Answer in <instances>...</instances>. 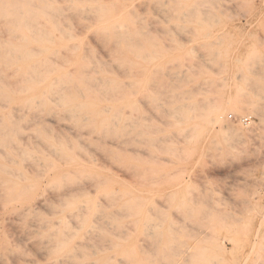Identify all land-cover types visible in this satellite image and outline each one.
<instances>
[{"label":"rangeland","instance_id":"1","mask_svg":"<svg viewBox=\"0 0 264 264\" xmlns=\"http://www.w3.org/2000/svg\"><path fill=\"white\" fill-rule=\"evenodd\" d=\"M54 1L62 43L98 60L92 93L0 99V264H264V0ZM107 2L138 31L125 67Z\"/></svg>","mask_w":264,"mask_h":264},{"label":"bare ground","instance_id":"2","mask_svg":"<svg viewBox=\"0 0 264 264\" xmlns=\"http://www.w3.org/2000/svg\"><path fill=\"white\" fill-rule=\"evenodd\" d=\"M122 7H124V5H122ZM92 8L94 10L96 18L101 24V27L99 28L97 27L98 31L97 30L96 31L102 37V39L104 38V39H108L112 41L114 43V47L117 48L119 53L121 54L123 53V55L119 58V61H120L119 63H121V65L123 66L124 65L127 66L129 63V59H130L129 55L131 54V49L134 48L133 46L134 42L131 40L134 38V36L137 35V32H138L135 29V21H134V18L132 17L133 14L130 15L131 17L129 15L119 16L118 14L121 13L120 10L118 13L117 8L111 2L96 4V5H93ZM71 9H73V7H71ZM60 15H61V9L57 7V4L55 3L54 0H50L49 2L48 0H0V22H3L6 25V26L5 25L3 26L4 32H6L8 35L16 34L18 35L19 39L22 38V40L20 41H18L19 39L15 41L9 38H7L6 40H0V71L1 72L5 71L7 68L8 70L9 68H12L13 70L10 75L3 74L1 77V83L3 86H5L1 88V85H0V99L1 100L8 102V100L13 99L15 95L22 94V95L27 96L26 103L31 102L34 98L39 99V101L41 102L43 99H47L49 96H51L50 95L51 93L53 94V92H55V93L61 94L58 100H60V102L62 100L64 101L62 103H65V102L71 101L69 99L75 100L77 95L83 96V97L91 96V94L89 93H92V92L84 88L87 84L89 83L91 84V81L88 78L87 70L91 67L92 64L98 63V60H96L93 55H90V56L81 55V53H79L78 51L79 49L76 48V46L74 47L71 45L70 46L64 45L62 43V36H64L66 33L63 30V28L60 26V24H57L56 22V17ZM72 17L73 16H71V19H73ZM31 34H33L32 36H36L34 41L38 43L37 47H33V44L30 41V39L29 40L27 39L29 38ZM143 34L145 35V33ZM67 36L68 38L73 39L72 34L67 35ZM149 50L152 51L154 54L153 59H155V57H157V55L160 53V50L154 43L150 44ZM62 55L65 56L64 61H60L61 59L60 57ZM135 55L133 57H135ZM14 76L19 77L20 80L17 81L16 79L15 81H12ZM110 82L113 84V86L109 90L107 89L108 93L109 91L110 92L112 91L111 94L121 95L125 99H128V97H130L127 95L132 94L129 92L128 93L123 92L124 90L121 91L120 90L121 88L119 89L120 86L115 83L114 79L108 80V83ZM19 84L21 85L17 86ZM58 86H64V89L58 88ZM14 87H19V89H15ZM62 93H65V94L62 95ZM229 104L230 103L228 102L225 106H228ZM231 104H232L231 106H234L233 103ZM195 105L197 106V104ZM236 105L238 104L236 103ZM88 106L89 105L79 104V106H76V108L78 107V109H82L83 107L86 108ZM56 107L58 106L56 105ZM224 107L223 109L222 107L218 109L215 107L214 109L215 110L217 109L215 113L211 111L213 115L215 114L212 119L213 123L218 124L221 128L224 127V123H226L224 122L223 117H222L226 111ZM194 109L195 108H193V110ZM231 110H234V109H231ZM182 112L183 111L181 110V115L184 113ZM174 114H176V112ZM183 117L184 116H182V118ZM190 118L191 117L189 116V119ZM240 126H242V124H240ZM240 126L238 127L234 126V129L238 131L251 130L248 128L245 129L244 126L243 127H240ZM19 191H18V194H19ZM14 192L16 193V191ZM66 195L67 194L64 193L61 195V197L64 198V196ZM23 212H24L23 209H14L13 213L15 215V219L16 218L18 219V217L21 218V216L23 215ZM59 224L61 226L65 225V219H60L58 225ZM61 226L59 227L61 228Z\"/></svg>","mask_w":264,"mask_h":264},{"label":"built area","instance_id":"3","mask_svg":"<svg viewBox=\"0 0 264 264\" xmlns=\"http://www.w3.org/2000/svg\"><path fill=\"white\" fill-rule=\"evenodd\" d=\"M231 118V117H230ZM239 122L241 124H243L244 126H248L250 124V118L249 117H244V118H241L239 120Z\"/></svg>","mask_w":264,"mask_h":264}]
</instances>
